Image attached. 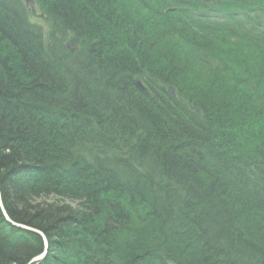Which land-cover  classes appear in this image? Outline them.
<instances>
[{
  "label": "trees",
  "instance_id": "1",
  "mask_svg": "<svg viewBox=\"0 0 264 264\" xmlns=\"http://www.w3.org/2000/svg\"><path fill=\"white\" fill-rule=\"evenodd\" d=\"M126 1L35 0L45 37L22 0H0L5 211L49 237L37 264H264V0L197 25L247 42L205 34L186 53L158 33L166 0ZM217 50V69L193 59ZM33 245L2 216L0 264H30Z\"/></svg>",
  "mask_w": 264,
  "mask_h": 264
},
{
  "label": "rangeland",
  "instance_id": "2",
  "mask_svg": "<svg viewBox=\"0 0 264 264\" xmlns=\"http://www.w3.org/2000/svg\"><path fill=\"white\" fill-rule=\"evenodd\" d=\"M22 1H23L24 5L27 7V9L32 10V13L35 14L36 18H33V21L36 23H39V24L42 23L46 26V29H45L46 32H44L45 37H48L52 33H55L54 27L51 26L49 23H46L47 22L46 19H45V21L43 20L42 14H41L42 13L41 8H39L38 4L35 1L34 2H31L33 0H22ZM166 1H167L166 5L160 6L157 9V11H159V9H164V13H165V15H167V22L164 23L163 21H161V24L157 25L158 26V33L167 38V39H165V41H168L170 38L171 39L173 38V40H175L176 44L179 43L181 45V49H178V50L186 53L187 47H189L191 45V43L189 41L194 42L193 41L194 36H199V38H200V37H202V35H205V34H209L211 37L210 41L214 42V43L218 40V37L230 39L233 42H240L241 41L243 44H244V42H247L246 41L247 39H245V41H243L240 39L241 37H239L238 35L236 36L233 33L232 34L222 33V32H219L217 30H212L208 27L205 28V29L208 28L211 31H213V33H212V32H209L205 29L203 30L202 29L203 26H197V25H199L198 23H200L199 22L200 20H203L204 22L208 21V23H209V21H211L213 17L215 19V14H222L223 16H225L229 12H234L236 14V12H240L239 10L243 6H247V3H250L252 1L256 2L257 0H186V6L182 7L183 8L182 13L179 11L180 8L178 6H176L177 2L174 4L173 0H166ZM126 2L127 1L125 0V3ZM27 3H29V4L27 5ZM129 7H132V6L128 5L127 7H125V9H127ZM153 8H154V10H151V11H156V7H153ZM214 10H215V12L213 13L212 11H214ZM187 14H189L193 20L187 18L186 17ZM240 14H241V12H240ZM238 17H240V15H238ZM45 18H46V16H45ZM3 20L1 22H3ZM171 22H174L176 26L168 25V23H171ZM236 22H237V24H234L235 27L238 26L240 28V25H239L240 23H238V21H236ZM6 26H7L6 32L9 33V35H11V37L14 38V40L9 39L8 40L9 42L6 44L8 46H12V47H13V45L11 43H14V41L17 44H19V43L21 44L22 39H24L20 35L22 32H20L19 30H16L15 31L16 33H13L11 26H8V25H6ZM170 30L172 32H169ZM214 32L225 34V35L228 34V35H230V37L229 36H223V35H220V34H217ZM176 33H178V35ZM58 35H59V38H61V39H64V37H65L64 35H60V34H58ZM166 35H168V37ZM171 42H173V41H171ZM67 45H68L67 47L70 49L69 54L75 53V51L77 49H79V46L73 47L69 43H67ZM249 45L252 46L251 43H249ZM221 57H222L221 54H219V52L217 50L215 58L210 56L206 60H201L198 57H195L193 59H194V61H197L199 67L203 68V70H206L208 68H212V70H213V69H217L220 66L221 61L217 60V59L218 58L221 59ZM136 83H140L141 85H143L146 89V92H143V91L141 92L140 89L138 88V86H136ZM134 85L136 86V89L139 92L144 93L147 96H152L147 85H145L142 80L135 79ZM168 91L171 92L172 95L175 94V89L173 87H169ZM225 101L229 102V100H227V99H225ZM174 102L177 103L178 105L186 104V105H184V107L187 106V102L185 101V99H182V97L180 95L175 98ZM181 102H183L184 104ZM160 187H163V185L161 184ZM174 193H176L178 195L177 192H174ZM171 198L173 201L172 203H174L176 206L177 205L180 206V204H185V203H183L184 199H181L183 201L178 203V202H176V197L174 195H172ZM191 201H193V200H190L189 203ZM0 208H1V212H2L0 220H2V216H3L5 219V222H10L17 229L18 228L22 229L25 232H33L39 237V239H41L42 246H43L42 250L38 247V245H33L36 248V250H33V253L38 254V256L33 258L30 261V264H37V262L41 263L42 259L47 258L50 254L49 253V251H50L49 237L41 230L39 231V230H36L30 226L28 227V226H25L23 224H20V223L17 224L16 222H14L9 217L7 211H5L4 205L1 202V190H0ZM239 219L240 218H238L237 221ZM25 236H26V234H25ZM15 239H16V237H14V239L12 240L13 243H15V241H14ZM54 239H57V237H55ZM193 260H191L189 262H185V263H187V264L192 263L193 264V262H194Z\"/></svg>",
  "mask_w": 264,
  "mask_h": 264
},
{
  "label": "bare ground",
  "instance_id": "3",
  "mask_svg": "<svg viewBox=\"0 0 264 264\" xmlns=\"http://www.w3.org/2000/svg\"><path fill=\"white\" fill-rule=\"evenodd\" d=\"M35 0H33V1H31V2H34ZM30 2V1H29ZM29 3H27V5H28ZM27 8V7H26ZM44 32H46V31H44ZM82 47V46H81ZM80 47V48H81ZM83 48V47H82ZM234 69H236V67H234ZM254 91H256V97H255V100H254V102H257V101H259V100H262V99H264V87H261V88H259V87H255L254 86ZM2 202V201H1ZM48 247V246H47ZM47 250V249H46ZM48 251V250H47Z\"/></svg>",
  "mask_w": 264,
  "mask_h": 264
},
{
  "label": "water",
  "instance_id": "4",
  "mask_svg": "<svg viewBox=\"0 0 264 264\" xmlns=\"http://www.w3.org/2000/svg\"><path fill=\"white\" fill-rule=\"evenodd\" d=\"M136 86H138V88L140 89V91L142 92H146V89L143 85H141L140 83H136Z\"/></svg>",
  "mask_w": 264,
  "mask_h": 264
}]
</instances>
